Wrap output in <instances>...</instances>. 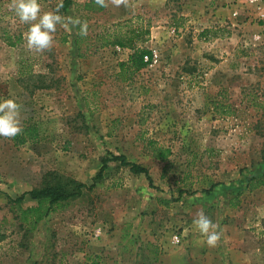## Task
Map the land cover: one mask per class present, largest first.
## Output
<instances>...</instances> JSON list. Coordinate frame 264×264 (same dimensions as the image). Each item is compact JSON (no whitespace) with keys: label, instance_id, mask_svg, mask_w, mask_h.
I'll list each match as a JSON object with an SVG mask.
<instances>
[{"label":"rangeland","instance_id":"374dc122","mask_svg":"<svg viewBox=\"0 0 264 264\" xmlns=\"http://www.w3.org/2000/svg\"><path fill=\"white\" fill-rule=\"evenodd\" d=\"M88 1L60 8L51 47L36 52L15 0H0V99L38 131L24 144L0 137V264H264V7ZM37 2L38 20L59 0ZM131 31L157 54L135 72L120 67L130 49L105 44ZM115 155L151 182L107 161L91 189L34 226L37 212L21 210L36 200L9 201L54 178L90 185ZM200 211L219 225L215 247L193 225Z\"/></svg>","mask_w":264,"mask_h":264},{"label":"trees","instance_id":"16d2710c","mask_svg":"<svg viewBox=\"0 0 264 264\" xmlns=\"http://www.w3.org/2000/svg\"><path fill=\"white\" fill-rule=\"evenodd\" d=\"M72 4V0H63V7L62 10H65L67 7H69ZM95 0H89L88 2H85L83 4L84 9L86 10H101L102 7L93 6L95 5ZM76 28L79 29V26ZM208 32L207 29L202 30L198 37H203ZM139 40V34L135 33L134 31H131L129 36L126 38V40H123L122 38H115V40L105 42V44H113L117 45L121 48H127L131 50V53L128 56V60L126 62H122L120 64V67H127L131 70V72L138 71L142 68H144L148 61H144V56H148L150 58L151 51L147 48H143L141 46H136L135 43ZM7 44L10 46H13L15 42L7 41ZM38 138V131L35 125H26L22 127V132L15 136L13 141L15 144H24L27 142H33L36 141ZM158 151L162 152V155L160 159H164L170 154V151L168 149H162L158 147ZM117 160L122 165H125L128 167V170L132 174H142L148 181V183L151 182L150 176L148 174V170L134 162L126 161L125 157L123 155H115L111 156V158L103 159L102 165L98 171V173L94 177V182H92L90 185H86L84 183H77V182H69L67 180H60L59 178H54L51 181H44V184L38 188L31 190L29 192H25L23 195L15 198L10 199L9 201L14 202L15 204H18L20 201L23 200L24 195H28L31 199L36 200L37 206L34 208H27L25 210H21V214L25 215L27 213H34L37 212V215L33 220H31V225L34 226L37 221H39L42 217L46 216L49 211H53L58 205H60L61 202L67 201L70 198L79 197L83 190H89L95 185V180H100L102 178V172L106 167L107 161H113ZM250 182L255 181V178H250ZM260 183L261 186H264V180H256ZM258 185V184H256ZM256 187V186H251Z\"/></svg>","mask_w":264,"mask_h":264},{"label":"clouds","instance_id":"9594fccd","mask_svg":"<svg viewBox=\"0 0 264 264\" xmlns=\"http://www.w3.org/2000/svg\"><path fill=\"white\" fill-rule=\"evenodd\" d=\"M116 8L124 7L127 0H110ZM99 7H107L106 0H95ZM63 7V0H59L55 11L40 13V5L37 0H15L14 11L21 23L29 25L24 33L26 45L30 51L43 52L52 45V33L56 31V25L62 23V17L59 14L60 8ZM37 21L36 23H32ZM69 24L80 25V34L86 35V24H82L78 18H69ZM20 105L12 98L0 99V137L14 138L22 132L21 121L19 119ZM193 225L198 230L202 241L209 247H215L220 238L217 230L219 225L214 223L203 211L197 214L193 220Z\"/></svg>","mask_w":264,"mask_h":264},{"label":"built area","instance_id":"2783aa9c","mask_svg":"<svg viewBox=\"0 0 264 264\" xmlns=\"http://www.w3.org/2000/svg\"><path fill=\"white\" fill-rule=\"evenodd\" d=\"M240 3H243L245 6H250L251 8H256L255 10H257V12L259 11V14L260 15H263V13L261 12L263 7H264V0H239ZM236 12H233V15H235ZM156 56L157 54H155L154 51L151 52V56L150 58H148V56H144V61H154L156 60ZM178 235L177 234H174L173 235V241L174 242H177L178 241Z\"/></svg>","mask_w":264,"mask_h":264},{"label":"crops","instance_id":"0c3cea01","mask_svg":"<svg viewBox=\"0 0 264 264\" xmlns=\"http://www.w3.org/2000/svg\"><path fill=\"white\" fill-rule=\"evenodd\" d=\"M216 1V3H218V0H215ZM220 4V3H219ZM216 17H217V14H216ZM220 17V16H219ZM215 21H220V19H218L217 20V18H216V20Z\"/></svg>","mask_w":264,"mask_h":264}]
</instances>
